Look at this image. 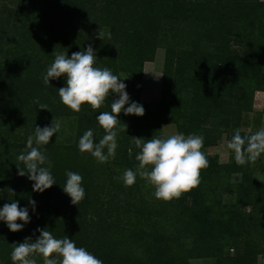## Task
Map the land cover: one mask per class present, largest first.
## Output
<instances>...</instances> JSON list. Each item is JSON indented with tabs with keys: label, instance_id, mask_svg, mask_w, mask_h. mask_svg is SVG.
I'll return each instance as SVG.
<instances>
[{
	"label": "trees",
	"instance_id": "16d2710c",
	"mask_svg": "<svg viewBox=\"0 0 264 264\" xmlns=\"http://www.w3.org/2000/svg\"><path fill=\"white\" fill-rule=\"evenodd\" d=\"M233 41L239 50H232ZM89 46L96 66L124 76L129 101L144 109L142 117L123 111L117 117L127 128L107 163L82 154L78 142L92 129L99 143L104 132L96 117L110 111L118 95L110 94L98 110L84 105L74 113L58 95L65 78L49 86L43 81L56 54L70 58ZM159 48V99L147 105L140 101L143 65ZM258 92L257 113L264 115L259 0H0V208L16 201L30 217L16 233L0 221V264H12L11 245L29 237L34 242L43 228L72 239L103 264H264V154L240 166L229 150L225 163L208 153L236 129L242 136L254 133L243 128ZM57 120L68 129L41 146L56 184L34 192L27 175H18L24 165L17 158L35 127ZM162 123L203 136L209 161L199 186L170 202L157 200L139 175L130 187L122 180L125 170L138 166L140 150L131 138L161 137ZM68 171L83 177L85 197L76 206L62 189Z\"/></svg>",
	"mask_w": 264,
	"mask_h": 264
},
{
	"label": "clouds",
	"instance_id": "9594fccd",
	"mask_svg": "<svg viewBox=\"0 0 264 264\" xmlns=\"http://www.w3.org/2000/svg\"><path fill=\"white\" fill-rule=\"evenodd\" d=\"M96 61V53L91 46L86 50L72 53L70 58L66 53H58L47 69L43 81L49 86L50 80L65 78L66 84L58 90V95L60 102L74 113H79L84 105L94 111L98 110L105 106L110 94L118 95L119 98L110 104L111 110L103 111L96 117L98 125L104 132L99 143L94 142L92 129L87 130L78 142V149L82 154L88 153L99 163H107L115 158L119 131H126L127 128L117 117L122 111L124 115L142 117L144 109L135 102L129 104L126 84L122 82L124 79H120L106 67H97ZM34 103L39 104V101L36 100ZM126 104L129 105L127 108ZM39 108L47 110V105L39 104ZM60 129L59 120L51 121L50 126L35 127L34 135L27 138L26 150L17 158L24 165L23 169L17 167L18 175H27L33 182L34 192L43 193L56 184L50 171L51 161L41 151V146L48 145ZM131 139L140 151L135 156L138 162L136 170L127 169L123 173L122 180L126 187L133 186L139 175L154 188L157 200L170 202L173 199H180L183 194L199 186L201 172L209 166V161L202 151L203 136L196 134L185 136L183 133L174 132L150 139ZM225 147L234 155L238 165L255 163L264 154V127L245 136L236 129L232 138L226 141ZM131 152L130 148L129 154ZM66 176L67 180L62 189L76 206L85 197L83 177L72 171L66 172ZM8 192L12 196L15 195L11 189H8ZM29 204L34 210L35 201L29 200ZM0 221L7 225L9 231L19 232L30 222L28 208H20L16 201L6 203L0 208ZM37 231L39 237L34 242L29 237L22 243L11 245L12 264H37L36 257L42 258L43 264H103L102 260L85 248L78 247L67 236L55 238L47 228Z\"/></svg>",
	"mask_w": 264,
	"mask_h": 264
},
{
	"label": "rangeland",
	"instance_id": "374dc122",
	"mask_svg": "<svg viewBox=\"0 0 264 264\" xmlns=\"http://www.w3.org/2000/svg\"><path fill=\"white\" fill-rule=\"evenodd\" d=\"M259 1L264 2V0H259ZM231 47L232 50L235 51L239 50V48L235 46L234 41L231 43ZM163 55H164L163 49L159 48L156 50L154 59L150 62L144 63L143 65L142 91L140 95V101L147 105H154L157 103L159 99L161 77H162L161 72H162ZM121 79H124L122 82L126 80L124 76H121ZM262 100H263V94L260 92L256 93L254 99L255 113L250 116L249 124L247 127L243 128V130L255 133L261 127H264V115H259L257 113V111L261 110ZM168 125H169L168 123H162L160 125L163 136L177 132V129L173 124H170L169 126ZM43 127L44 126H40V128ZM68 127H69L68 125L65 126L61 123L60 131L62 129L67 130ZM59 132L57 134H59ZM225 144H226V140L223 138L217 147L208 149V153L210 155H218L219 162L221 163H225L229 155L228 150L225 147ZM229 253L230 254L233 253L232 249L229 250ZM195 264H201V261L199 260Z\"/></svg>",
	"mask_w": 264,
	"mask_h": 264
}]
</instances>
